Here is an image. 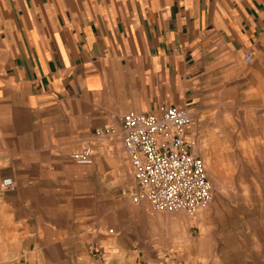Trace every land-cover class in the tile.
<instances>
[{
	"label": "rangeland",
	"instance_id": "rangeland-1",
	"mask_svg": "<svg viewBox=\"0 0 264 264\" xmlns=\"http://www.w3.org/2000/svg\"><path fill=\"white\" fill-rule=\"evenodd\" d=\"M216 97L192 108L197 155L213 185L212 203L193 218L132 204L122 138L85 128L97 114L75 105L52 115L1 112L0 192L4 179L17 188L0 196V264H264L263 97L231 89ZM88 147L93 166L70 160ZM135 222L141 244L129 232Z\"/></svg>",
	"mask_w": 264,
	"mask_h": 264
},
{
	"label": "crops",
	"instance_id": "crops-1",
	"mask_svg": "<svg viewBox=\"0 0 264 264\" xmlns=\"http://www.w3.org/2000/svg\"><path fill=\"white\" fill-rule=\"evenodd\" d=\"M227 89L264 105V0H0V113L75 105L97 114L86 129H120L129 112ZM142 225L129 229L140 244Z\"/></svg>",
	"mask_w": 264,
	"mask_h": 264
},
{
	"label": "built area",
	"instance_id": "built-area-1",
	"mask_svg": "<svg viewBox=\"0 0 264 264\" xmlns=\"http://www.w3.org/2000/svg\"><path fill=\"white\" fill-rule=\"evenodd\" d=\"M246 62L251 64L253 58L248 56ZM120 123L119 131L100 127L94 134L122 138L135 181L129 193L133 205L149 204L158 213H184L193 218L212 203L213 185L192 134V109L161 106L156 113L129 112ZM69 158L79 167H91L94 149L85 148ZM3 187L14 191L17 185L5 180Z\"/></svg>",
	"mask_w": 264,
	"mask_h": 264
},
{
	"label": "bare ground",
	"instance_id": "bare-ground-1",
	"mask_svg": "<svg viewBox=\"0 0 264 264\" xmlns=\"http://www.w3.org/2000/svg\"><path fill=\"white\" fill-rule=\"evenodd\" d=\"M90 109H91V107H90ZM90 109H89V110H90ZM79 111H80V110H79ZM75 113H76V112H75ZM89 115H90V114H89ZM90 116H91V115H90ZM90 116H89V117H90ZM69 120H70V119H69ZM73 122H74V121H73V119H72V123H73Z\"/></svg>",
	"mask_w": 264,
	"mask_h": 264
}]
</instances>
